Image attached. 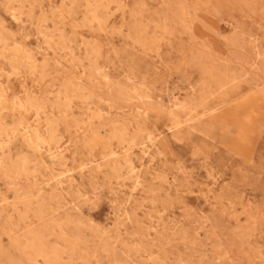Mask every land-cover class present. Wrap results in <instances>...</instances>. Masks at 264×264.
I'll list each match as a JSON object with an SVG mask.
<instances>
[{
	"label": "rangeland",
	"instance_id": "obj_1",
	"mask_svg": "<svg viewBox=\"0 0 264 264\" xmlns=\"http://www.w3.org/2000/svg\"><path fill=\"white\" fill-rule=\"evenodd\" d=\"M176 3L0 0V264H264V0Z\"/></svg>",
	"mask_w": 264,
	"mask_h": 264
},
{
	"label": "bare ground",
	"instance_id": "obj_2",
	"mask_svg": "<svg viewBox=\"0 0 264 264\" xmlns=\"http://www.w3.org/2000/svg\"><path fill=\"white\" fill-rule=\"evenodd\" d=\"M176 7H178V9L180 11L184 10L186 8V0H176ZM14 9V7H13ZM208 22V21H207ZM211 24V23H210ZM212 25V24H211ZM79 45V44H78ZM17 51V49H16ZM15 53H18V52H13V54ZM18 57V56H17ZM99 57V56H98ZM22 58V56H21ZM23 61L27 62L28 64L32 65V59H31V56L29 55H25L23 58ZM15 61H18V59H15ZM22 63V62H21ZM32 67L34 68V65H32ZM1 94H0V100H1ZM1 103V101H0ZM15 106H18V107H22L21 105L19 104H16L15 103ZM98 116L100 117V115L98 114ZM38 121V120H37ZM36 121V122H37ZM39 122V121H38ZM35 123V122H34ZM38 124V123H37ZM21 129L23 131V135H25L24 139L28 142L29 145H31L32 147L31 148H34L38 153L41 152L42 148H43V144L44 143H48V141L43 137V135L41 133L38 132V129L37 130H33L32 131V128L30 129L29 126L27 124H23V122L21 123ZM5 132V129H2L0 128V134L4 133ZM122 132V131H121ZM120 132V137H122ZM1 136V135H0ZM47 141V142H46ZM124 141V139H123ZM122 141V142H123ZM1 142V141H0ZM2 143V142H1ZM6 143V142H4ZM124 143V142H123ZM143 147V146H142ZM66 151V149L62 148L61 146H51V145H48L47 148L45 149V152H47L48 156L50 157V159L52 160V163L53 161H56L58 160L59 158H62L63 157V154L64 152ZM143 151V150H142ZM115 152L113 150H108L107 153L103 154V156H107V155H112L114 154ZM144 153V152H143ZM145 155V154H144ZM102 156V157H103ZM116 157V156H115ZM104 160V159H103ZM2 161V160H1ZM2 165V162H0ZM4 164V163H3ZM52 165V164H51ZM96 166V165H95ZM98 167V166H96ZM132 168V166H131ZM130 168L131 171H133L132 169ZM23 167H20L19 164L17 163H13V164H10L9 166H7V168L5 169V171H3L6 176L8 177H15V176H19L22 172H23ZM66 172H69V170H66ZM62 174L64 172H61ZM61 173L59 174H56L55 176H53V178H55V182L56 184H62L65 179L68 178L69 175H62ZM52 179V178H51ZM17 203V202H16ZM153 229V228H152ZM156 256V255H155ZM157 257V256H156ZM63 258V257H62ZM60 261V260H59Z\"/></svg>",
	"mask_w": 264,
	"mask_h": 264
}]
</instances>
